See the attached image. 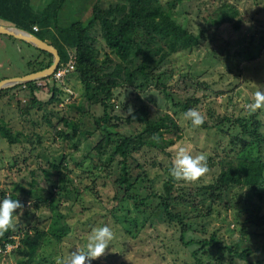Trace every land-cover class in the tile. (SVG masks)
Returning a JSON list of instances; mask_svg holds the SVG:
<instances>
[{
    "label": "rangeland",
    "instance_id": "1",
    "mask_svg": "<svg viewBox=\"0 0 264 264\" xmlns=\"http://www.w3.org/2000/svg\"><path fill=\"white\" fill-rule=\"evenodd\" d=\"M30 1L35 10H43L51 0ZM99 1L106 2L63 1L57 11V25L67 28L75 21L86 25L91 19L93 6ZM159 2L165 8L167 3H173V14L181 25L195 33L205 30L206 37L195 47L193 56L182 52L163 63L157 71L159 81H150L139 99L136 94L126 97L121 108L114 112L123 121L113 130L115 136L112 139L130 134L131 127L126 119L142 100L148 111L151 130L144 136L147 146L139 154L128 157L124 172L129 183L146 173V179L140 185L148 187L147 193L151 188L159 195L164 193V183L171 179L174 182L172 195L177 196V204H172L174 213L185 216L183 222L189 231L181 242L177 227L168 224L157 208L158 198H151L144 212L136 211L133 203H119L114 199V182L119 167L116 161L109 160L113 153L111 148L97 156L94 150L101 140L100 136L94 134L85 138L81 135L70 143L54 140L52 127L42 117L53 107L59 111L65 109L60 111V115L76 117L75 111L69 110L66 105L79 103L83 89L75 74H71L56 83L64 90L57 97L62 99L56 103L57 106L48 103L44 107L43 104L49 100L48 91L36 89L35 107L29 113L19 109L23 107L19 102H24L29 93L27 90L11 88L13 90L0 91L3 92L0 95V199L8 197L15 183L28 188L32 177L44 191H56V172L48 164L51 161L59 163L63 154L72 158L69 166L75 167L71 181L80 196L71 211L65 212L68 215L67 225L62 223L55 227L63 237L42 247L37 256L39 263L33 264H68L71 253L87 251L92 230L105 225L113 231V239L100 257L89 260L87 264H264V182L256 189L232 190L230 199L238 203L239 210L226 212L219 206L211 205L208 199L201 204L203 194L199 195L202 188L215 183L221 160L234 157L264 159V107H246L254 102L257 87H264V0ZM226 7L235 9V16L228 19L230 22L213 26L211 21H215ZM251 45L252 49H249ZM44 58L43 54L24 42L2 36L0 80L29 74V63L35 64ZM53 82L52 78L48 80L50 85ZM193 82L202 90L196 91ZM39 84L37 81L36 86ZM161 84L167 85L174 93L176 102H183L191 94H196V104L191 107L203 117L207 127H193L190 120L185 119L182 108H173L167 103L155 90ZM252 113L257 115L260 127H250L249 134L244 135L241 126L245 122L251 125L248 115ZM223 117L227 118L223 124L214 127ZM243 119L246 121L243 122ZM93 122L91 114L85 117L82 130H93ZM56 123L57 119L53 117L51 125ZM58 126L60 128L62 123ZM36 132L41 137V144L34 142ZM72 143L75 146L81 144L80 149H74ZM259 145L263 155H260ZM180 148L193 156L200 153L206 156L208 171L195 181L177 180L170 175L172 162ZM118 161L121 159L118 158ZM92 183L95 196L85 191ZM189 194L196 196L198 202H189ZM18 199L23 207L14 227L6 231L11 237L18 239L24 230H30L34 225L45 230L51 227L47 206L34 209L33 199L22 194ZM210 205L215 212L209 218H199L203 209ZM217 209L221 211L220 215ZM4 234L0 235V239ZM212 235L219 247L248 248L250 256L243 262L226 250L196 243L201 239L208 240ZM11 248L14 247H7V252ZM4 256L0 257V264H15L12 257L6 259Z\"/></svg>",
    "mask_w": 264,
    "mask_h": 264
},
{
    "label": "trees",
    "instance_id": "2",
    "mask_svg": "<svg viewBox=\"0 0 264 264\" xmlns=\"http://www.w3.org/2000/svg\"><path fill=\"white\" fill-rule=\"evenodd\" d=\"M63 1L65 0H51L43 10H35L30 0H0V25L24 30L53 46L60 58L59 67L64 66L71 55L74 58L73 70L68 75L75 74L82 86L83 93L79 103H69L66 107L69 110H74L76 117L60 115V111L65 109L59 111L53 107L44 114L43 121L52 127L55 141L70 143L81 135L85 138L94 134L100 136L101 140L94 150L97 156H101L105 149L111 148L113 153L109 156V160L110 162L116 161L119 167L114 182V199L119 203H133L136 211L144 212L151 203L150 199L158 198L157 208L161 210L168 224H174L177 227L179 240L182 242L183 236L189 231V228L183 222L185 216L181 213H174L172 204H177V196L172 195L174 182L168 179L164 183V193L161 195L154 193L151 188L147 193L148 187L140 185L146 179L144 178L146 173L129 183L124 172L123 167L128 157L139 154L147 146L144 136L151 130V125L145 104L139 100V106L126 119L127 124L131 127L130 134L116 140L112 139L115 136L113 130H116L123 120L114 112L117 108H121L128 95L136 94V98L139 99L150 81L154 79L159 81V77H156L157 71L173 55L187 52L189 56H193L195 47L199 46L206 37V31L199 30L195 33L192 29L187 30L173 14L174 4L169 2L165 8L159 0L99 1L93 6L91 19L86 25L75 21L67 28H61L57 25V11ZM175 2L178 3L181 0H175ZM235 14V9L223 8L220 15L211 23L216 27L221 26L225 22H230L231 20L228 21V19H232ZM34 28L37 30L35 31ZM2 36L0 35V37ZM34 49L43 54L45 58L35 64L30 62L31 72L29 73L46 69L52 62L50 54ZM249 49H252V45ZM66 77L64 79H67ZM51 78L52 76L49 79ZM49 79L39 81L38 86H36V82H30L13 88L25 89L29 92L25 101L19 102V105L23 104V107L19 108L20 111L29 113L35 107L36 89L48 91L49 100L43 104L44 107L48 103L57 106L56 103L62 100L57 97L64 93V90L57 87L56 83L61 81H54L50 85ZM193 84L196 85L194 82ZM157 86L155 90H158L163 99L167 103L169 102L173 108H182V111L186 112L196 104L197 97L194 93L185 101L176 102L174 93L167 85ZM195 90H202L201 86L196 85ZM90 114L94 119L95 128L82 130L83 120ZM248 116L251 125L245 122L246 119L242 120L245 124L241 126V123L240 125L241 133L244 135L249 134L250 127L255 129L260 127L255 113ZM53 117L57 119L54 126L51 125ZM226 119V117L220 118L214 127L221 126L223 120ZM59 123H62L60 128ZM199 127L204 129L207 126L203 122ZM34 136L36 138L34 142L41 144L42 140L38 132ZM8 137L11 140V136L8 135ZM71 145L74 149L79 150L81 144L75 146L72 143ZM31 146L33 147V142ZM258 148L260 155H263L261 145ZM118 158L121 161H118ZM71 161L72 158L69 155L63 154L59 163L51 161L48 164L49 168L56 172L57 182L54 192L44 191L34 177L28 184V188L20 183H15L11 187L8 197L19 201V194H22L25 198L33 199L34 209H38L42 205L47 206L49 210L47 218L51 222V227L45 230L34 225L30 230H24L18 239L11 237L10 232H6L0 239V257L3 255L6 259L12 257L15 264L39 263L37 259L39 250L51 241H59L63 237V234L55 227L57 228L62 223L67 225L68 215L65 212L71 211L74 202L78 201L80 196L71 181V176L75 172V167L69 166ZM219 165L220 172L215 183L199 191V195L203 194L201 204H205L204 201L208 199L211 205L219 206L226 212L230 209L239 210L238 203H233L229 195L233 189H256L261 186L264 182V159L262 157L258 159L234 157L221 160ZM93 188L94 184L92 183L85 188V191L95 196ZM195 197L193 194H189V202L192 204L195 200L198 202ZM211 205L203 209L199 218H209L215 212ZM216 212L220 215L221 211L217 209ZM214 239L215 237L212 235L208 240L201 239L196 243L201 246L203 244L210 245L213 249L226 250L227 253H231L236 259L243 262L251 254V250L248 248L219 247ZM9 246L14 248L7 252Z\"/></svg>",
    "mask_w": 264,
    "mask_h": 264
},
{
    "label": "clouds",
    "instance_id": "3",
    "mask_svg": "<svg viewBox=\"0 0 264 264\" xmlns=\"http://www.w3.org/2000/svg\"><path fill=\"white\" fill-rule=\"evenodd\" d=\"M254 96V102L246 107L254 109L264 107V87H257ZM184 117L190 120L193 127L203 123V117L193 109L186 111ZM207 171L206 156L203 153L193 156L184 148H180L172 162L170 175L177 180L195 181ZM21 209L22 205L17 199L10 197L0 199V235L14 227V222L21 215L19 211ZM112 239L113 231L108 226L94 228L89 236L87 251L71 253L68 264H87L89 260L100 257Z\"/></svg>",
    "mask_w": 264,
    "mask_h": 264
},
{
    "label": "water",
    "instance_id": "4",
    "mask_svg": "<svg viewBox=\"0 0 264 264\" xmlns=\"http://www.w3.org/2000/svg\"><path fill=\"white\" fill-rule=\"evenodd\" d=\"M0 35L24 42L25 44H28L38 50L44 51L52 56L51 65L46 69L29 73L20 77L0 80V91L11 89L20 85H25L30 82H37L45 79L47 80L52 76V74L58 67L60 58L58 56L57 50L47 42L41 41L37 37L24 30L9 26L0 25Z\"/></svg>",
    "mask_w": 264,
    "mask_h": 264
},
{
    "label": "built area",
    "instance_id": "5",
    "mask_svg": "<svg viewBox=\"0 0 264 264\" xmlns=\"http://www.w3.org/2000/svg\"><path fill=\"white\" fill-rule=\"evenodd\" d=\"M34 30L36 31L37 28H34ZM73 67H74V58L71 55L69 57V61L64 66L61 67L58 66L56 68V70L52 74L53 81L56 82L62 81L73 70Z\"/></svg>",
    "mask_w": 264,
    "mask_h": 264
},
{
    "label": "crops",
    "instance_id": "6",
    "mask_svg": "<svg viewBox=\"0 0 264 264\" xmlns=\"http://www.w3.org/2000/svg\"><path fill=\"white\" fill-rule=\"evenodd\" d=\"M3 26V25H2Z\"/></svg>",
    "mask_w": 264,
    "mask_h": 264
}]
</instances>
